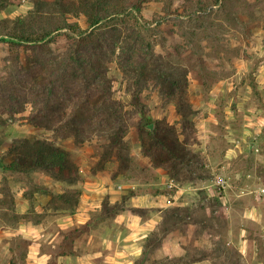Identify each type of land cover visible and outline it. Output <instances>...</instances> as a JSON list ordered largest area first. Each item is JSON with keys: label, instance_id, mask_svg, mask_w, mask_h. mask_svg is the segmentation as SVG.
Returning a JSON list of instances; mask_svg holds the SVG:
<instances>
[{"label": "rangeland", "instance_id": "1", "mask_svg": "<svg viewBox=\"0 0 264 264\" xmlns=\"http://www.w3.org/2000/svg\"><path fill=\"white\" fill-rule=\"evenodd\" d=\"M52 1L9 0L0 11V229L12 254L0 250L2 264L10 257L28 264L29 241L12 234L20 222L30 235L50 233L52 240L41 245L53 254L48 264H57L56 252L99 248L89 232L101 229L111 237L124 236L132 249L146 244L145 254L131 255L133 264L263 261L258 223L245 224L257 241L256 253L251 249L246 259L233 242L227 244L229 217L223 201L240 194L233 206L264 204V0H231L228 16L209 6L211 0H173L171 8L169 0H159L161 10L145 17L141 27L130 20L131 28L124 29L142 57L150 54L141 42L152 45L154 57L137 59L148 69L139 89L127 82L110 54L108 98L98 97L99 91L74 77L68 65L67 72H60L66 76L64 90L46 100V87L37 83L56 72L46 67L66 55L73 41L55 38L25 47L7 35L21 31L19 21L35 2L44 11ZM37 20L35 28L45 25L44 17ZM68 20L88 26L83 14ZM134 28L141 34L129 31ZM27 55H38L45 66L26 65ZM33 138L68 150L67 166L14 170L11 161L18 148ZM218 174L227 181L221 191L213 184ZM208 187L216 196L208 195ZM159 191L179 197L168 208L137 210L144 226L135 242L116 215L132 212L131 193ZM77 211L83 219L88 211L86 224L62 230L61 219ZM116 245L124 246L112 242L111 249Z\"/></svg>", "mask_w": 264, "mask_h": 264}, {"label": "trees", "instance_id": "2", "mask_svg": "<svg viewBox=\"0 0 264 264\" xmlns=\"http://www.w3.org/2000/svg\"><path fill=\"white\" fill-rule=\"evenodd\" d=\"M147 1L53 0L49 3V8L44 11L38 8V3L35 2V6L33 5L28 10L26 17L19 21L22 26L21 31L19 33L11 32L7 36L11 39V42H16L25 47L42 46L55 38H68L73 41V48L66 55H60V59H53L54 62L51 63L53 67H46L51 72L55 68L56 72H53L44 83H37L38 86L43 85L46 87L45 95H43L46 100L57 96L60 90H64L66 76H60V72L62 70L67 72L68 65L74 69V77L84 79L88 88L96 92L99 91L98 97L100 95V98H108L112 88L106 67L107 62L111 59L110 54L116 56L119 68L126 77L127 82L131 80L136 88L139 89L142 82L148 77L147 65L139 61L142 59L146 61L154 57L150 51L152 49L151 42L148 40L140 44L146 48L145 53L150 54L149 58L146 59L142 57V49L135 48L136 46L130 42L128 34L124 31V29L128 31L131 28L130 20H135L139 27L147 21L142 14V8ZM229 1L231 0H211L209 6L221 8L225 11V16H228V13H231L227 11V2ZM8 2L9 0H0V11L8 5ZM163 2L165 3L164 0ZM172 3L173 0L168 1L169 8H171ZM197 4H200V0H197ZM198 7L203 12L212 10L210 7ZM81 14L85 15L87 19L88 26L86 28L81 27L78 21L68 20L70 16L79 17ZM43 17L46 19L45 25L35 28L34 22H38L37 19L40 20ZM28 19L29 22L27 23ZM129 31L141 32V30L135 28ZM138 36L141 37L139 34ZM49 50L51 51V49ZM107 55L109 59H107ZM138 58L139 61H137ZM34 62H39L38 64L45 66L44 62H40L38 55H27L26 65H32ZM46 62L49 64L48 61ZM19 83H21L20 80ZM100 87H102V90ZM30 88L32 87L30 86ZM36 88L34 86V89ZM77 127V124L74 123L73 129L76 130ZM21 144L23 147L18 148L16 155L11 161L14 170L21 168L64 169L67 166L69 152L65 148L54 146L39 138L25 139ZM158 193L165 192L159 191L153 194ZM134 194L136 193H131V195ZM170 194H174V192L171 191ZM142 209L144 208L131 207L132 212L137 214H140L137 210ZM150 241L151 239L149 238L147 240L148 244H150ZM145 247L146 244H143L140 256L145 254ZM10 263L17 264L13 259H11ZM136 263L137 261L135 260L134 264Z\"/></svg>", "mask_w": 264, "mask_h": 264}, {"label": "crops", "instance_id": "3", "mask_svg": "<svg viewBox=\"0 0 264 264\" xmlns=\"http://www.w3.org/2000/svg\"><path fill=\"white\" fill-rule=\"evenodd\" d=\"M179 6V5H177ZM162 3L159 0H149L145 3L142 8V14L144 17H150L155 11L161 10ZM180 7V6H179ZM173 33H176L173 31ZM179 192V191H178ZM208 195H215V192L211 193L207 191ZM161 196H165L164 198ZM216 196V195H215ZM179 197L178 193L169 197L165 194H134L130 197V203L132 206L137 208H158V207H166L172 206L175 204L177 198ZM240 194H237L236 197H233L231 201L225 199L223 204H225V208L227 209V216L229 217V225L227 228V244L234 243L238 248L239 252L243 254V256L247 259V255L252 249L255 253L258 249V244L255 238L250 236L249 230L246 228L245 224L248 222H255L260 225L263 230V238H264V204L262 206H244L237 207L233 206L236 199L238 200ZM223 199L224 197L221 196ZM236 198V199H235ZM101 213L103 212V207L100 205L97 207ZM97 210V209H96ZM99 213V212H98ZM97 213V214H98ZM100 214V213H99ZM80 213L74 212L70 213V217L68 219H61L58 223L62 230L71 228L73 226H80L81 224H86L87 219L90 217L87 211V216L80 218ZM98 216V215H97ZM99 217L102 218L100 214ZM116 221L123 222L124 226L128 230V236L131 234L134 235L135 242L138 237H142V235L138 234L141 232L144 224V220L142 216L137 213H133L131 211H123L116 215ZM236 220H239L238 224H235ZM24 222H20V224L14 227V232L12 234L21 235L29 241V251L26 253V260L28 264H48V261L52 257L51 252L43 251L41 245H43V241L52 240L50 233L48 234L46 231H40L37 235H30L27 231V228L24 227ZM40 224V223H39ZM9 229V228H8ZM10 230V229H9ZM4 230L0 229V250L5 252L7 251L11 254V243L10 241L3 242L2 237L4 236ZM101 231V232H100ZM100 231L93 232L90 230L89 235L92 239L98 241L99 248L86 251L81 254V252L71 251V252H56V260L57 264H133L132 256H138L142 252V246L139 244L132 249L128 246L127 242L124 241L125 237L121 235H117L116 237H111L104 232L102 229ZM9 232V231H7ZM237 234V237H236ZM167 234V237H169ZM128 238V237H126ZM119 243L124 244L123 247L117 246L114 247V250L111 249V244ZM51 246L57 247L55 243H51ZM75 245V249H76ZM12 256V254H11ZM7 259V258H6ZM8 260V259H7ZM11 257L8 260L7 264H11ZM1 262V261H0ZM99 262V263H98ZM2 264V262L0 263ZM257 264H264V260L261 262H257Z\"/></svg>", "mask_w": 264, "mask_h": 264}, {"label": "built area", "instance_id": "4", "mask_svg": "<svg viewBox=\"0 0 264 264\" xmlns=\"http://www.w3.org/2000/svg\"><path fill=\"white\" fill-rule=\"evenodd\" d=\"M213 184L215 185V187L221 191L224 190L226 188V184L227 181L225 179V177L221 174H218L214 177V181ZM212 188L208 187V191H210ZM214 193V192H213Z\"/></svg>", "mask_w": 264, "mask_h": 264}, {"label": "water", "instance_id": "5", "mask_svg": "<svg viewBox=\"0 0 264 264\" xmlns=\"http://www.w3.org/2000/svg\"><path fill=\"white\" fill-rule=\"evenodd\" d=\"M151 127H152V125H151Z\"/></svg>", "mask_w": 264, "mask_h": 264}]
</instances>
